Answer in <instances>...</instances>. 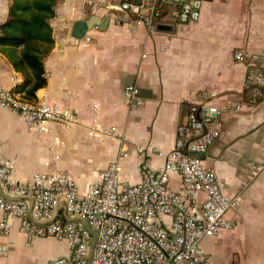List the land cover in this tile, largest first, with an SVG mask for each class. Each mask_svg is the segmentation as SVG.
Returning a JSON list of instances; mask_svg holds the SVG:
<instances>
[{"label": "crops", "instance_id": "obj_1", "mask_svg": "<svg viewBox=\"0 0 264 264\" xmlns=\"http://www.w3.org/2000/svg\"><path fill=\"white\" fill-rule=\"evenodd\" d=\"M203 1L198 21L165 17L160 24L172 29L151 32L128 22L122 0H60L50 21L55 44L44 62L47 84L36 96L71 109L76 121L69 127L51 122L47 131L34 134L20 117L0 107V115L19 125L0 120V147L15 160L18 175L26 178L49 170L36 168L52 162L85 187L121 157L123 180L137 182L139 162L148 159L154 167L165 162L178 126L207 90L217 94L218 104L243 103L240 111L223 114L219 138L201 156L228 194L242 190L249 168L264 165V101L246 102V67L233 54L237 48L264 53V0ZM10 4L11 0H0V24ZM79 23L90 24L81 37ZM22 81L23 75L0 52V89L16 91ZM126 84L139 86L145 99L134 111L123 94ZM111 127L117 128V135L101 132ZM72 161L90 169L77 173L68 166ZM180 184L174 176L173 187ZM228 215L233 228L202 242L213 263L264 264V173L243 191L241 204ZM2 239H19L27 249L45 240L28 243L17 229L9 236L0 234V243ZM11 255L0 264H11Z\"/></svg>", "mask_w": 264, "mask_h": 264}, {"label": "built area", "instance_id": "obj_2", "mask_svg": "<svg viewBox=\"0 0 264 264\" xmlns=\"http://www.w3.org/2000/svg\"><path fill=\"white\" fill-rule=\"evenodd\" d=\"M203 4V0H122L120 8L129 23L155 32L165 17L198 21ZM233 57L246 67V102H263L264 53L237 48ZM123 94L131 111L145 101L136 84L124 85ZM216 98L207 90L199 94L186 121L178 126L165 162L154 167L150 160H141L140 179L134 183L123 180L121 157L85 187L58 168L21 178L15 160L0 147V234L9 236L17 229L28 243L37 239L64 243L67 252L51 264H214L203 240L233 228L229 212L264 173V165H252L242 190L231 195L205 165L201 156L219 138L223 114L243 106L233 101L221 105ZM0 107L20 117L34 134L47 131L51 122L69 127L76 121L73 111L60 103L45 96L27 100L13 89H0ZM101 132L118 134L116 127ZM121 152L123 157L128 154L123 146ZM174 176L180 178V188L173 187ZM7 249L0 243V252Z\"/></svg>", "mask_w": 264, "mask_h": 264}, {"label": "trees", "instance_id": "obj_3", "mask_svg": "<svg viewBox=\"0 0 264 264\" xmlns=\"http://www.w3.org/2000/svg\"><path fill=\"white\" fill-rule=\"evenodd\" d=\"M59 1L11 0L0 24V52L23 75L16 91L27 100L47 84L44 62L55 44L50 21Z\"/></svg>", "mask_w": 264, "mask_h": 264}, {"label": "rangeland", "instance_id": "obj_4", "mask_svg": "<svg viewBox=\"0 0 264 264\" xmlns=\"http://www.w3.org/2000/svg\"><path fill=\"white\" fill-rule=\"evenodd\" d=\"M4 119L11 120V117L5 116L3 114L0 115V120H4ZM11 123H12V127H15V128L19 127V125L16 124L15 122H12V120H11ZM0 135L3 136V133L0 132ZM36 144L39 145L40 143L36 142ZM45 158L48 159L49 157L45 156ZM56 166H57L56 163L51 162L49 164L47 163L43 167L36 168V170L37 169L39 170L45 167H50L49 170H53V169H57ZM68 166H71V168L77 173H83L87 169H90L87 167L85 168V167L76 165L75 161H72L71 164ZM2 240L4 242H1V243L4 245H7L8 249H7V252L5 253L0 252V260L4 262L7 260V258L10 260L12 258L11 254H13V260L11 264H51L53 258L62 254V253H57L58 251L57 248H59V250L61 249L63 252L67 251V247L65 246L64 243H60L61 245L58 246L56 245L57 242L54 239L39 240L37 241V243L33 244V247H28V249L24 247L23 242L20 241L19 239L15 241L8 240L9 242H7V240H4V239Z\"/></svg>", "mask_w": 264, "mask_h": 264}, {"label": "water", "instance_id": "obj_5", "mask_svg": "<svg viewBox=\"0 0 264 264\" xmlns=\"http://www.w3.org/2000/svg\"><path fill=\"white\" fill-rule=\"evenodd\" d=\"M78 28L80 29L79 36H83L85 34V31L89 28L90 24L89 23H79ZM159 30H171V26L165 25V24H159L157 26ZM77 32V31H76Z\"/></svg>", "mask_w": 264, "mask_h": 264}]
</instances>
